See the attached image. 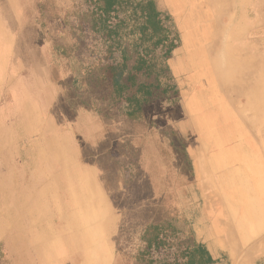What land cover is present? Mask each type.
Returning a JSON list of instances; mask_svg holds the SVG:
<instances>
[{
  "label": "rangeland",
  "instance_id": "1",
  "mask_svg": "<svg viewBox=\"0 0 264 264\" xmlns=\"http://www.w3.org/2000/svg\"><path fill=\"white\" fill-rule=\"evenodd\" d=\"M156 1L177 29V48L168 64L179 93L175 102L157 103L135 121L107 111L90 84L95 73L108 64L115 40L110 38L111 26L98 33L101 10L96 2L0 0V122L5 121L4 110L13 95L32 89L36 73L55 79L56 98L61 101L54 106L56 130L66 122L64 144L56 142L47 150L57 162L54 174L39 175L40 185L20 181L13 194L0 180V264H93L86 256L81 258L80 252L90 251L86 240L95 226L98 201L105 209L98 223L111 264H166L175 260L176 252L187 254L181 264H201L200 259L191 258L201 237L215 242L227 264H264L260 255L264 248V179L255 178L253 195L251 189L246 190L250 216L239 219L241 226L230 220L227 231L214 232L213 219L229 213L215 199L213 189H202L194 153L198 123L195 109L189 108L195 75L189 61L200 36L210 51L206 68L214 75L210 83L220 98L224 92L228 96L229 90L230 110L253 127L250 138L264 162V0H246V6L242 0H231L221 10V0H174L175 7L167 0ZM185 39L192 45L186 50ZM176 51L180 74L172 66ZM19 61L23 65L15 70ZM202 93L196 110L207 116L206 129L220 125L237 132L238 121L228 108L224 110L220 99L207 89ZM214 112L218 115L211 117ZM46 121L43 115L40 129ZM6 132L2 134L9 136L16 130ZM224 133L229 136V130ZM205 142L200 146L208 150L210 144ZM204 159L214 174L207 153ZM19 163L13 147L0 138V172L10 164L17 175ZM222 163L221 171L229 160ZM258 173L264 176V168ZM35 185L52 190L48 205L55 212L54 225L43 223L46 215L37 210ZM148 228L152 232L147 236ZM47 235L63 236L68 259L57 239L45 245ZM146 236L155 242L152 249ZM157 243L161 247L166 243L168 249L158 253Z\"/></svg>",
  "mask_w": 264,
  "mask_h": 264
},
{
  "label": "trees",
  "instance_id": "2",
  "mask_svg": "<svg viewBox=\"0 0 264 264\" xmlns=\"http://www.w3.org/2000/svg\"><path fill=\"white\" fill-rule=\"evenodd\" d=\"M87 1L100 7L98 33H105L107 26L114 31L110 60L90 82L107 111L138 121L147 108L175 102L179 91L168 61L177 48V29L171 15L162 12L156 0ZM151 229L146 230L147 236ZM147 236L145 241L152 249L155 242L148 241ZM157 245L158 253L168 249L166 243ZM186 255L176 252L175 260L166 264H181Z\"/></svg>",
  "mask_w": 264,
  "mask_h": 264
},
{
  "label": "bare ground",
  "instance_id": "3",
  "mask_svg": "<svg viewBox=\"0 0 264 264\" xmlns=\"http://www.w3.org/2000/svg\"><path fill=\"white\" fill-rule=\"evenodd\" d=\"M167 2L170 6L175 7V5H173L174 0H167ZM221 23H223V20ZM218 24L219 22H216V25ZM184 41L186 45L184 48L185 50L192 47V45L189 44L188 39H185ZM197 41V44L193 45V49H191L192 52L189 61V67L193 69L195 74L194 79L191 82L193 89L190 91L192 98L191 101H189V108L190 110L195 109L194 114L197 119L196 123H198L197 128L199 130L197 131L198 141L194 153H196V158L198 160V174L202 182V189L204 191L213 189L216 193L215 199L220 203H223L229 213L228 217L222 215L223 218L220 217V219H213L214 232L221 234L219 231H227L230 227L228 224L230 220H233L236 226L239 227L242 224V222H239V219L241 217L244 218L250 216L249 204L251 199L250 195L246 194V190L251 189L252 195L253 192H256L253 187L255 184L254 180L258 176L259 179L260 177L264 179V176L256 175L255 173L258 170V174H262L264 162L262 154L258 152V148L252 138H250L251 134L254 133L253 127L247 124L243 117L230 110L233 102L230 99L228 88L229 97L226 95V92H224L220 98L216 93L217 90L215 86L213 83H210L209 79L212 80L211 77L214 76L213 74H211L212 76L209 75L210 73L206 69L210 51L209 48L206 49L204 47L202 37L199 36ZM179 60V52L176 51L172 66L178 74H180ZM205 89L216 96V98L218 97L220 99L221 103L225 106L224 110L228 108L231 114L227 113V115L230 114L234 120L238 121L240 128L237 129V132L236 129L232 128L223 130L219 127L220 125H214L212 131L206 129L207 116L203 115V111L200 109L196 110L199 97L203 94L202 92L205 91ZM217 115L218 113L214 112L211 114V117H216ZM214 120L217 119L215 118ZM226 130H229V136L225 135L224 132ZM237 133L239 136H237ZM205 141L210 144L208 150L200 146L201 143ZM206 153L209 157L211 166L213 167L214 174L209 172L208 163L206 162V159H204ZM73 157L72 160H74ZM227 159L229 160L228 167L221 171L222 162ZM72 167L73 169L78 170V167L75 166L74 163H72ZM97 203L99 211L94 217L95 226L89 231V234L87 235L88 240H86V245L90 248V251H85L83 253L81 250L80 257L82 258V256H86L87 261L91 260L93 264H111L112 257L109 251L105 250L102 229L98 223V220L104 216L105 209L101 204V201H98Z\"/></svg>",
  "mask_w": 264,
  "mask_h": 264
},
{
  "label": "crops",
  "instance_id": "4",
  "mask_svg": "<svg viewBox=\"0 0 264 264\" xmlns=\"http://www.w3.org/2000/svg\"><path fill=\"white\" fill-rule=\"evenodd\" d=\"M230 1L231 0H221L220 10L222 6L228 8ZM244 2H246V0H242L243 5L246 6ZM37 64L39 65L40 63ZM17 65L18 67L15 68V70H18L23 65V62L19 61ZM36 70L39 71V66H37ZM38 75L39 73H36V77H34L30 84L31 90H25L23 93L20 91V95H13L12 102L7 105L4 110L5 121L0 122V138L4 140L7 145L13 147L16 152V157L20 159L19 172L17 175L12 171L13 169H11L10 164H7V168L0 172V180L5 182L11 194H13L15 190V185L20 181L24 183L32 181L33 184L40 185L41 181L37 182V177L39 175L42 173L48 174V176L54 174L53 171L57 168V162L53 158L54 156L48 154V147L50 145H55L56 142H58V144L60 142L62 145L65 142L63 141L65 138L62 136V130L66 128V122L63 121V123L60 124L62 127L59 128L58 130L60 131H58L56 129L59 126H56L54 119V106L56 103H61L60 98H56L54 89L55 79L49 77V75L41 74L43 75L42 78L38 77ZM15 79H17V76ZM43 81H45L46 84ZM24 112H26V115L23 116ZM68 114V117H71L69 110ZM43 115L47 116L46 126L40 129L39 124ZM21 117L23 118L22 120ZM12 129L16 130L13 135L4 136L2 134L4 131H7L6 135L10 134L8 131ZM23 146L26 147L24 148ZM46 166H48V168H46ZM55 166L56 168H54ZM45 168L49 171H44ZM35 186L36 189L34 192L37 193V210L39 212L41 211V215H46V220L43 223L54 225L51 220L54 218L55 212L53 211V207L48 205V197L52 190L49 187L43 189V187L40 188L37 187V185ZM42 191L44 193H41ZM64 235H66V228L64 230ZM55 239L64 246L68 259L69 252L63 236L59 238L55 237V235H52V237L48 235L46 237L44 236L45 245L49 244L50 246V242ZM35 240L36 239L33 240V243ZM39 241L40 238H37V242ZM214 243V241L212 243L210 240L201 237L194 246L196 251L192 254L193 257L191 256V258H195V261L200 259L201 264H227L221 251L215 249ZM260 251V255L264 257V248Z\"/></svg>",
  "mask_w": 264,
  "mask_h": 264
}]
</instances>
